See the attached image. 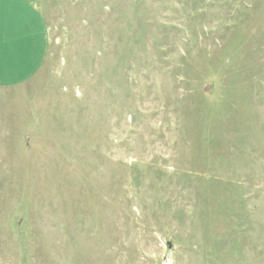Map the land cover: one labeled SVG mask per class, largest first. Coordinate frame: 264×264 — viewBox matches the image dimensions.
I'll use <instances>...</instances> for the list:
<instances>
[{
    "label": "rangeland",
    "instance_id": "1",
    "mask_svg": "<svg viewBox=\"0 0 264 264\" xmlns=\"http://www.w3.org/2000/svg\"><path fill=\"white\" fill-rule=\"evenodd\" d=\"M39 10L44 65L0 88V264H264V0Z\"/></svg>",
    "mask_w": 264,
    "mask_h": 264
},
{
    "label": "crops",
    "instance_id": "2",
    "mask_svg": "<svg viewBox=\"0 0 264 264\" xmlns=\"http://www.w3.org/2000/svg\"><path fill=\"white\" fill-rule=\"evenodd\" d=\"M40 0H3L0 4V88L34 77L48 53Z\"/></svg>",
    "mask_w": 264,
    "mask_h": 264
},
{
    "label": "snow or ice",
    "instance_id": "3",
    "mask_svg": "<svg viewBox=\"0 0 264 264\" xmlns=\"http://www.w3.org/2000/svg\"><path fill=\"white\" fill-rule=\"evenodd\" d=\"M3 3V0H0V4H2Z\"/></svg>",
    "mask_w": 264,
    "mask_h": 264
},
{
    "label": "water",
    "instance_id": "4",
    "mask_svg": "<svg viewBox=\"0 0 264 264\" xmlns=\"http://www.w3.org/2000/svg\"><path fill=\"white\" fill-rule=\"evenodd\" d=\"M170 247V246H169Z\"/></svg>",
    "mask_w": 264,
    "mask_h": 264
}]
</instances>
